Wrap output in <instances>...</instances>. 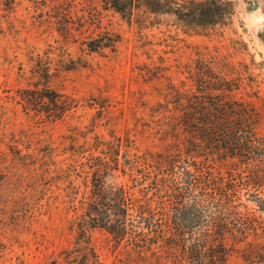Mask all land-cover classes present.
<instances>
[{"label":"rangeland","instance_id":"374dc122","mask_svg":"<svg viewBox=\"0 0 264 264\" xmlns=\"http://www.w3.org/2000/svg\"><path fill=\"white\" fill-rule=\"evenodd\" d=\"M171 1L123 18L110 0H0V264H135L85 221L92 173L140 202L144 160L183 154V110L194 125L199 104H232L264 151V0ZM221 165L237 205L225 264H264L248 203L264 199V163Z\"/></svg>","mask_w":264,"mask_h":264},{"label":"trees","instance_id":"16d2710c","mask_svg":"<svg viewBox=\"0 0 264 264\" xmlns=\"http://www.w3.org/2000/svg\"><path fill=\"white\" fill-rule=\"evenodd\" d=\"M110 5L123 18L129 17L135 6L154 15L173 13L175 8L171 0H110ZM55 98L49 97L50 102ZM199 105L193 109L199 116L195 123L199 128L189 119V110H183L175 124L181 134L183 154L162 152L144 160L149 170L144 180L149 195L140 202L134 203L125 188L116 184L115 175L106 169L104 174L99 171L97 175L98 170L96 175L92 173L85 221L93 228L104 230L116 245L122 246L123 261L226 262L228 220L237 216V205L227 204L223 199L227 189L223 188V177L213 168L228 163L245 165L251 171L264 163V151L246 116L237 113L232 104ZM249 192L248 203L264 215V199L256 191ZM152 203L158 206L157 211L151 208ZM242 207L247 209L246 205ZM79 257L81 261L77 264H85V254ZM258 258L259 255L255 259Z\"/></svg>","mask_w":264,"mask_h":264}]
</instances>
